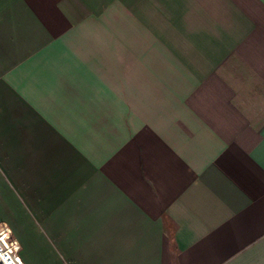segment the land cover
<instances>
[{
    "label": "crops",
    "instance_id": "crops-1",
    "mask_svg": "<svg viewBox=\"0 0 264 264\" xmlns=\"http://www.w3.org/2000/svg\"><path fill=\"white\" fill-rule=\"evenodd\" d=\"M0 222L25 264H264V0H0Z\"/></svg>",
    "mask_w": 264,
    "mask_h": 264
},
{
    "label": "built area",
    "instance_id": "built-area-1",
    "mask_svg": "<svg viewBox=\"0 0 264 264\" xmlns=\"http://www.w3.org/2000/svg\"><path fill=\"white\" fill-rule=\"evenodd\" d=\"M0 264H25L20 243L4 222H0Z\"/></svg>",
    "mask_w": 264,
    "mask_h": 264
}]
</instances>
